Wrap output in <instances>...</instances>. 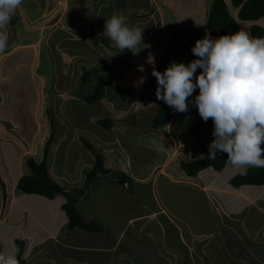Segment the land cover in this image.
Wrapping results in <instances>:
<instances>
[{"label":"crops","instance_id":"obj_1","mask_svg":"<svg viewBox=\"0 0 264 264\" xmlns=\"http://www.w3.org/2000/svg\"><path fill=\"white\" fill-rule=\"evenodd\" d=\"M56 1L57 3L55 4ZM66 1H68V6L65 5L60 14L52 17L53 23L48 25V27H53L55 31L60 29L63 32L62 37L64 39H72L74 42L69 41L66 43L67 46L73 47V50L68 51L76 52L73 54L68 52L65 57L60 54L53 62L54 64H58L54 68L56 69L54 70V75L57 77L59 84L55 92L61 93L58 99L62 107H64L67 99L70 100L66 91L70 90L73 92L75 86H79L80 84V82L77 83L79 61L84 62L82 58H85L89 65H93L99 59L100 61L102 60L103 54L97 53L99 59L93 55L103 49H99L95 41L92 40L89 41L94 42L95 46L90 42L86 45L80 44L81 46H77L75 43L82 41L83 34L85 33L81 32L79 34L77 30L67 26L63 21L72 0H36V2L35 0H23L22 6L17 10L20 21L24 23L26 21V26L34 30L31 27L32 24H38L42 18L54 11L58 3H65ZM89 1L91 0H73L72 4L79 7L81 13L76 15L74 12H71L70 15L74 19H78L81 14V18L85 14L86 18L91 20L95 17L98 18L94 15L95 13L99 12L100 16L103 9L107 8L99 5L100 7H97L95 11V7L90 10L87 5ZM115 1V6L120 9L126 3L127 5L129 3V0H113V3ZM31 2H35L34 18L28 16L30 12L28 11L29 7H27V3ZM109 3H111L110 0ZM139 3L146 2H143V0L137 1L125 11L119 10L115 14L123 11L130 19V25L143 27V38H145L143 41L150 39V45L153 38L156 37V34L161 29V26L164 25V21L163 25H161V21L160 25H158L157 21L154 20L149 25L150 27L140 23L135 24L132 19L133 16H131V10ZM172 12L175 15L174 10ZM161 19L164 20L163 18ZM95 20L92 21L97 26V19ZM45 27L43 29H47ZM12 31L14 30L11 29L9 38L14 34ZM95 33H97V29ZM39 40L34 43H26V45H21V42L14 44V47L12 46L8 50V54L16 53L20 48H28L27 52H32L29 68L31 72H34V69L39 65V63L37 65L36 60L37 58L39 60V53L36 50L33 51L31 47L37 45ZM192 40L194 47L196 40L195 38ZM15 41L19 42L17 38ZM3 55H0V64H2L1 60L4 58ZM53 56L51 55V57ZM96 64L102 66L103 62L100 65L99 62H96ZM88 68L92 70L96 67L91 68V66H88ZM16 70L21 69H17L16 67ZM82 75L83 73L81 77ZM30 77L33 78L34 82L33 91L32 88L28 89L30 99L29 115L31 120L34 118L37 122V128L34 133L32 132L31 142L33 143V147L35 145H42L44 148V144L51 133L48 125L49 120L45 113L44 77L37 75ZM151 83H157L156 78H152L149 81V84ZM151 92L153 93V91ZM192 100H194L192 97L188 100L189 110L187 112L179 113L175 111L169 123V128L172 127L174 135H171L170 141L175 146V149L173 153H170V143L164 146L161 155L165 162L159 163V167L155 165V172L151 167L135 173L136 169L131 168L129 161H125L124 166H126V162L128 163L124 173L128 172L130 174L128 176L134 182L131 190L128 187L117 185L113 179H98L90 187L94 191L95 200L90 196L89 189L86 196H83L82 201H79L77 204V206L80 205L79 211L83 214L86 221H94L102 228L106 226L105 229H108L107 233L103 231L104 229L101 232L89 233L81 229L71 228L66 213L61 207L62 200L60 199L33 201L25 205L23 198H19L24 194H19L17 190H14V183L10 184L13 190H7L8 184L6 183V179L8 175L3 168H0L1 179L4 183L0 182V191L2 190V193H4L3 196H0V253L14 256L16 259L20 252L17 242L23 241L25 244L24 258L29 264H120V260L134 253V251L130 250L132 239L137 242L139 239H142V245L145 240L149 242V245L157 247L161 256H156L160 260H169L174 264H183L184 261L187 264H205L202 260L210 258V264H213L214 261H228L236 254V251L232 252L229 248H235L240 243L246 242V252L240 254L238 250V256L247 258L250 261L248 264H253L255 259L258 262L264 263V185L234 187L231 183L232 179L239 173L228 162L222 171L208 168L198 173L195 177H189L181 166L182 162L199 160L207 154L209 151L208 145L214 139L210 132H213L214 127L205 128L200 131L203 135L198 134L196 138L201 139V144H196L195 141L197 140H194L192 137L186 139V144L184 141L183 147L180 145L182 149L180 151L181 158H173L176 157L175 152L178 149V139H182L180 138L181 134L189 129L191 123L197 118L198 110L194 106L191 107ZM62 101H64L63 104ZM3 115L6 119H9L7 113ZM75 117L79 118L76 115ZM182 127L183 129H181ZM179 128L180 130L178 131L177 129ZM0 131L4 136L3 138L0 135L2 139L13 143V138L1 125ZM77 132L78 130L75 129L74 134H77ZM206 132L210 133V136L205 134ZM80 140V136L79 139L77 137L73 139L75 142H80ZM207 140L209 141L206 142ZM205 142L206 145L204 146ZM21 145L25 147L23 143ZM147 148L154 154L160 153L155 152L154 146ZM40 150L43 151V149ZM84 152H87V150L84 149ZM41 153L43 155V152ZM23 157L24 154L20 159V166L17 165L19 172L15 183L22 175L29 173V169H24L23 167ZM182 158L185 159L183 160ZM82 162V165H76L78 167L77 173L69 175L63 170L65 177L58 178L62 183H59L57 180L55 181L63 187L68 188L71 187L70 185L75 188L83 186L86 180L85 173L92 169L94 159L89 162L85 159ZM149 165H151L150 161ZM67 172L69 173L70 171L68 170ZM49 173L51 175L50 171ZM54 175L60 176L57 172ZM53 176L51 175L52 178ZM5 189L8 194L7 198L5 197ZM167 189H169L170 196L166 200H163V192ZM133 197H135L137 204L132 201ZM50 203L55 207L54 213H57L54 216L52 212L53 207L49 205ZM129 203L133 207L131 214L127 213L126 210ZM134 207L137 210L136 212L134 211ZM188 213L189 216L187 218L185 214ZM120 218L124 222L121 229L116 226ZM198 221H204V223L198 224ZM39 222H44V224L39 227ZM83 232L86 234H83ZM126 241L130 242L129 248L124 245ZM148 242L144 243L148 245ZM175 261L178 262L175 263ZM140 262L142 263V261ZM241 263L238 262V264Z\"/></svg>","mask_w":264,"mask_h":264},{"label":"rangeland","instance_id":"obj_2","mask_svg":"<svg viewBox=\"0 0 264 264\" xmlns=\"http://www.w3.org/2000/svg\"><path fill=\"white\" fill-rule=\"evenodd\" d=\"M97 1L98 0H91L87 3L90 10L95 7V11L97 7H100L99 5L107 8L103 9V12L100 13V16L99 12L94 14L98 18L95 17L91 20H86L88 21L86 24H89V21L94 24L92 20L97 19L98 25L95 28V30L97 29V33H95V31H89V27H82V24L79 23V21H83L82 23L84 24V19H87L85 14H83L84 19L81 18L82 14L78 19H74L70 15L71 12H74L76 15L81 13V9L72 4L73 0L71 1V6L69 7L68 12L63 19L64 23L67 26H70L73 29L77 30L79 34L81 32L85 33L83 34L82 41H80L79 43L75 42L77 46L86 45L88 42H90L93 46H95L96 43L99 49L104 50H99L98 52H96V54L93 55L95 58L99 59L97 53L100 52V54H103V56L101 57L102 60L100 61L99 59L98 61H96L99 62V65L103 62L102 66H98L96 62L93 65H89L87 60L85 58H82V61L84 62L79 61V67L77 68V71L79 73V76L77 78L78 83L81 81L80 78L84 68L87 69L88 66H91V68L96 67L92 69L96 71L93 72L91 81L86 85V89L90 90L88 93H91L92 83L95 84L97 78H101L100 83H102L107 90L106 100H103V102H98L91 106H84L81 98H84V95H87L88 93L85 94L82 89H78L79 86L77 85L75 86V90L73 92H71L70 90L66 91L70 100H66L64 107L61 106L60 100L58 99L61 93L55 92V89L58 88L59 84L57 77L54 75V70H56L54 68L57 67L58 64H54V60L58 58L60 54L65 57L68 52L70 54L76 52L68 51L73 50V47L67 46L66 44L69 41L74 42L72 39H64L62 37L63 32H61L60 29H58V31H55L53 27H48V25L53 23L52 17L60 14L62 12V8H64L65 5L68 6V1H66L67 3H58L52 13L50 12V14L42 18L38 24H32L31 27L34 30H31L29 29L30 27L26 26V21L25 23L23 21H20L16 25H8V36L11 34V29L14 30L12 31L14 34L12 33L13 36H11L10 38L8 37V48L6 50V53L3 55L4 58L1 60L2 64H0V125L5 128L13 138V143L8 142V140L6 141L5 139H2L1 137L4 138V136L0 131V168H3V170L8 175L6 179V183L8 184L7 190H13V187L14 190H16L15 186H17L18 180L16 183L15 181L18 178L17 174L19 172V167L17 165L20 166L19 163L22 155L24 154V157L22 158V160L24 161L23 167L24 169H28L27 158L34 157L36 160H40L42 156L41 152H43L40 150L43 149L42 145H35L33 147V143L31 142L33 136L32 132L34 133L35 129L37 128L36 119L33 118L31 120L29 115L30 99L28 96V89L32 88L33 91L34 81L30 76L34 75L44 77L43 90L46 96L45 113L47 115L49 123L51 122L54 127L57 128L54 142L51 145L50 159H48V169L51 172L52 176L56 172L59 173L60 176H53V179L57 180L59 183L62 182L59 181L58 178H64L65 173L69 175L77 173V164L82 165V161H85V159L87 160V162L94 159V156L90 151L84 152L85 145L82 140H80L81 143L73 141V139H75L76 137L79 139V136L86 138L95 147H97L100 150L99 152L103 153L104 155V163L106 167L111 168L115 171L124 172L128 163L126 162V166H124L125 161H129L131 168L136 169L135 173H139L140 170L144 171L151 167L154 171L155 165H157L156 167H159V163L165 162L163 161V157L161 155L164 146L168 145L167 143H170V153H173V150L175 149V146L170 141L171 135H173V133L172 127L169 128V124L165 127V129L159 130L151 129L152 127H150V123L153 122V118L157 113L158 103L155 94L157 83L149 84V81L152 78H155L152 75V71L154 69L163 73L166 67H168L172 62H182L185 65H188L192 61V59L198 58L195 57L191 51L194 43L192 39L195 38L196 40H198L205 37L204 30H202V23H196L195 25L189 24L191 26L185 28L184 31L186 32H184L182 31V28L178 27L176 17L172 12V10H174L175 12L176 8V10L179 9L181 11H186V14H189L187 13V7L184 4H176L183 2L188 3L189 1L192 2L193 0H143V2L146 3H139L136 5V7H133V10H131V16H133V18H131L134 20L135 24L140 23L142 25L149 26L155 20L157 21L158 25H160V21L161 25H163L164 21V25L161 26V29L159 30L158 34H156V37L153 38L150 45V39H148L147 41H143L144 45H141V47L147 49L148 51L144 53L142 49L138 55H133L132 52H129L128 50H124L123 52H113L102 44V38L104 36L105 39L108 40V43L111 45V47H116L110 41V39L104 35V25L106 19L115 14L116 11H125L135 2L142 0H129L128 5L126 3L121 9L115 6L116 1L114 3L113 0H110L111 3H109V0H99L98 3ZM35 2L27 3V7H29L28 11L30 12L28 16L30 18H34ZM205 2L206 7L207 5L208 7H211L213 0H198V4H202L203 7H205ZM56 3L57 1L55 2V4ZM192 9L193 7H191V11ZM230 10L232 11L234 9L231 7ZM17 13L18 11L16 10L15 14ZM199 13L200 11L198 12V14ZM161 18H163L164 20H162ZM182 26L186 27L187 25L182 24ZM43 27L47 29H43ZM101 29L103 30L102 32ZM16 38L19 40V42L15 41ZM211 38L216 39L218 37L216 36ZM38 39H40L39 43L34 47H31V49L33 51L36 50V52L39 53V60L38 58L36 59L37 65L38 63L39 65L34 69V72H31L29 65L32 52H27L28 48H20L16 53L11 54H8V50H10L12 46L14 47V44H18L21 42V45H26V43H34ZM89 40L95 41V43ZM51 55H54L55 57H51ZM190 56H192V58L189 59ZM16 67L17 69L21 70H16ZM201 71V69H197V73L195 75H199ZM98 82L99 79L97 83ZM193 82L195 83V80H193ZM151 91H153V93ZM198 94L199 89L197 88L191 97L195 98V96ZM63 103L64 101H62V104ZM192 106L193 105H191V107ZM5 113L9 115L10 120L4 117L3 114ZM75 115L80 117L81 120H77ZM104 117L112 118L115 120L116 123L111 130H105L103 127L97 124V120ZM196 117L197 118L191 123L189 129L185 130L181 134V137L179 136L182 139H178V149L177 151L175 150L176 157L172 156L173 158H181L180 151H182V149L180 148V145H184V141L186 144V139H190V137H192L194 138V140H197L195 141L196 144H201V139L196 137L198 136V134L203 135V133L196 130L195 127L201 123H204V121L200 118L199 114H197ZM49 123V131L51 132L52 127ZM213 127L214 124L209 126L207 125L204 127V129ZM147 128L150 130L147 131ZM75 129L78 130L77 134H74ZM181 129H183V127ZM177 130L179 131L180 128ZM210 132L212 133V131ZM205 134H208L210 136V133L208 132H206ZM211 138L213 137L211 136ZM208 141L209 140H207L206 142ZM206 142L204 143V146L206 145ZM21 143H23L25 147H22ZM149 146H154V150H156L155 152L160 153L154 154L147 148ZM79 156L80 158H78ZM172 157L171 159H173ZM149 161L151 165H149ZM145 165L148 166L145 167ZM116 166H118V168H116ZM64 168L67 171L69 170L70 172L68 173ZM54 170L56 171L55 173ZM63 170L65 173L63 172ZM125 173L127 175H130L128 172ZM11 183H14L15 186L10 187ZM70 186L71 187H69V189H75V187H73L72 185ZM169 189L163 192V200L169 198ZM92 191L93 189H90V196L93 200H95L94 191ZM1 193L2 190L0 191V196H3L4 193ZM86 194L87 192L85 193L84 197L86 196ZM99 197L100 196L98 194V198ZM19 198H23V203L25 205L26 203L29 204L33 201H47V199L45 200L44 197L37 195L27 196L24 194ZM79 201L81 202L82 198H80ZM132 201L137 204V202H135V197H133ZM49 205L53 207L52 212L54 216V214H57L54 213L55 207L51 203ZM77 207L78 210H80V205ZM126 210L127 213H132L133 207L131 203L128 204ZM134 211H137L135 210V207ZM115 214L117 216L116 212ZM185 216L188 218L189 213L185 214ZM117 222L118 225L116 226L121 229L124 224L122 218H120ZM199 223H204V221H198V224ZM42 224H44V222H39L38 226L40 227ZM105 227L106 226H103V231L107 233L108 229H105ZM83 234L86 233L83 232ZM141 242L142 239H139L138 242L132 239L130 250L132 252L134 251V253L130 254L128 257V260L130 261L129 264H137V262H139L140 264H174L169 260H160V258L156 256H161L157 247L149 245V242L145 240L143 241V245L141 244ZM144 242H148L149 246ZM124 245L129 248L130 242L126 241ZM246 246V242H242L235 248H229V250H231L232 252L236 251V254L233 255V257H231L228 261H214L213 264H238V262L248 264L250 261L247 260V258H242L237 254L238 250L240 251V254H244V252H246ZM140 261H142V263ZM202 261L205 264H210V258H204V260ZM177 262L178 261H175V263ZM183 264L187 263H185L184 261ZM253 264L264 263L258 262V260L255 259V262H253Z\"/></svg>","mask_w":264,"mask_h":264},{"label":"clouds","instance_id":"obj_3","mask_svg":"<svg viewBox=\"0 0 264 264\" xmlns=\"http://www.w3.org/2000/svg\"><path fill=\"white\" fill-rule=\"evenodd\" d=\"M22 4L23 0H0V55L8 48L11 17ZM143 31L130 25L123 11L106 19L104 25V35L119 52L129 50L133 55L142 50ZM191 51L198 58L188 65L172 62L163 73L152 71L157 102L162 100L185 113L188 98L198 88L191 103L204 122L211 119L214 124L208 157L215 160L217 153H226L228 164L240 175H246L249 167L264 168V37H253L244 30L216 39L206 35ZM197 69L202 70L199 75H195ZM0 264L18 261L0 253Z\"/></svg>","mask_w":264,"mask_h":264},{"label":"trees","instance_id":"obj_4","mask_svg":"<svg viewBox=\"0 0 264 264\" xmlns=\"http://www.w3.org/2000/svg\"><path fill=\"white\" fill-rule=\"evenodd\" d=\"M178 4H184L187 7V13H189L186 14V11H181L179 9L176 10L175 8L176 21L178 23V27L183 29L182 31L191 25L202 23V30H204L205 36L209 35L210 38L216 36L220 37L221 35H230L240 30H247V32L253 37H264V0H213L211 7H208V5L206 7V2L205 7H203L202 4L199 5L198 0H193L192 2L189 1L188 3H177L176 5ZM191 7H193L192 11ZM231 7L234 10L231 11ZM199 11L200 13L198 14ZM84 20V24L82 23L83 21L78 20L79 23L82 24V27L86 26L89 27V31H95L96 25L91 23V21H89V24L91 25H88L86 24L88 22L86 20L89 19ZM18 22H20V17L14 13L9 24L16 25ZM182 24H186L187 26L183 27ZM102 44L113 52L120 51L117 47H111V45L108 43V40L105 39L104 36L102 38ZM142 49L144 53L148 51L145 48ZM94 71L96 70H88L86 68L83 69V75L80 78L81 81L78 89H82L85 94L90 91L86 89V85L91 81ZM98 79L99 82L97 83ZM100 80L101 78H97L96 83H92L91 93H88L87 95H84V98H81L84 106H91L106 100L107 90L105 86L100 83ZM158 101L159 108L153 119V122L151 123V127L155 129H164L166 125L169 124L175 110L166 105L162 100ZM76 119L81 120L80 117ZM115 123L116 122L114 119L108 117L97 120V124L103 127L105 130H111ZM212 124L213 121L209 120L197 125L195 129L201 131L204 130L205 126ZM51 126L52 133H50V136L47 138V141L44 144L41 160H36L34 157L27 158L29 173L19 178L16 190L19 194L23 193L26 195H37L48 200L60 199L62 200L61 207L66 213V216L69 220V226L71 228H80L83 231L89 233L101 232L103 228L100 225L96 224L94 221H86L84 219L83 214L76 206L79 202V199L85 195V193L90 189L91 185L98 179H113L116 181L117 185L128 187L130 190L133 188L134 182L124 172L107 168L104 163L103 153H100V150L89 140L80 136V139L85 145L84 148L87 151H90L94 156L93 168L85 173L86 180L83 186L75 189H69L60 185L51 177L48 169L50 149L57 133V128L54 127L52 123ZM208 153L209 151L203 158L199 160L181 163L182 168L189 177H195L198 175V173L208 168H213L216 171H222L225 168L227 163L226 153H217V159L215 160L210 159L208 157ZM0 182L3 183L1 175ZM231 183L237 188L247 185L263 186L264 168L249 167L247 169L246 175L237 174L232 179ZM5 197H8L7 192H5ZM17 244L20 247V252L16 258L18 264H29L24 258V242L18 241ZM129 263L130 261L128 260V257L120 260V264ZM137 264L140 263L137 262Z\"/></svg>","mask_w":264,"mask_h":264}]
</instances>
